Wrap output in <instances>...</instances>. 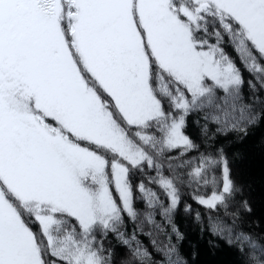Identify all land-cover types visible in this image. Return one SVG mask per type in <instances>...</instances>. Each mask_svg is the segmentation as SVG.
I'll return each instance as SVG.
<instances>
[{
  "label": "rangeland",
  "instance_id": "374dc122",
  "mask_svg": "<svg viewBox=\"0 0 264 264\" xmlns=\"http://www.w3.org/2000/svg\"><path fill=\"white\" fill-rule=\"evenodd\" d=\"M1 1L11 3L15 14L9 22L0 23V181L46 232L53 219L41 214L44 207L68 213L84 227L96 220L107 224L116 212L110 184L129 210L126 164L136 165L145 155L130 145L82 79L62 31L63 14L58 20L59 3L49 17H40L35 7L38 0H32L27 14L21 8L24 0ZM74 1L78 52L131 126L161 115L149 86V53L186 85L192 102L204 93L205 80L224 89L239 83L232 66H219L213 53L198 48L192 39L195 19L206 6L236 19L264 56V0H193L192 9L181 7L185 20L171 8L172 0ZM135 1L141 31L133 17ZM28 96L77 137L105 146L124 160L112 162L110 181L104 159L61 135H52L36 122L24 102ZM188 104L182 99V107ZM187 142L182 123H175L167 145L183 147ZM228 188L226 177L224 191ZM219 200L220 196H214L200 203L213 206ZM0 264H42L34 235L1 187ZM87 264L93 261L88 259Z\"/></svg>",
  "mask_w": 264,
  "mask_h": 264
},
{
  "label": "trees",
  "instance_id": "16d2710c",
  "mask_svg": "<svg viewBox=\"0 0 264 264\" xmlns=\"http://www.w3.org/2000/svg\"><path fill=\"white\" fill-rule=\"evenodd\" d=\"M182 6L192 9L196 3L172 0L171 8L185 20ZM71 13L76 11L66 12L62 31L82 79L145 159L125 163L130 209L111 183L116 212L107 224L96 220L90 227L44 207L41 214L53 219L44 231L0 181L5 197L34 235L42 264H87L88 259L93 264H264V56L241 24L208 5L198 13L192 34L196 46L213 53L219 66L235 69L238 84L224 89L205 80L204 93L192 102L186 85L149 53V86L161 115L131 126L83 62ZM133 17L141 31L136 1ZM182 99L187 107L181 106ZM26 102L42 128L104 159L109 181L112 162L124 163L105 146L77 137L40 110L33 98ZM177 122L188 142L169 147L167 138ZM226 177L229 188L224 191ZM214 196L220 200L213 206L200 203Z\"/></svg>",
  "mask_w": 264,
  "mask_h": 264
},
{
  "label": "flooded vegetation",
  "instance_id": "af4514ba",
  "mask_svg": "<svg viewBox=\"0 0 264 264\" xmlns=\"http://www.w3.org/2000/svg\"><path fill=\"white\" fill-rule=\"evenodd\" d=\"M38 1L39 2H38L37 5H35V7L37 8V12L40 15V17L41 16H45V15L47 17H49L50 12H53L54 7L56 6L57 3H59V7H60V11H61L60 14H59V17H58V20L59 21L61 19L62 14H63V18H64L66 12H69V11H73L74 10L72 8L73 7V4L75 2L74 0H38ZM24 2H25V5L21 6V8H22L23 13L24 14H27L28 11H29V9H30V7H31L32 0H25ZM14 14H15L14 13V9L12 8V5L10 3V18L7 21L0 20V23L9 22L13 18ZM74 15L75 14H72L71 13L70 19L73 18ZM63 18H62L61 22L64 20ZM25 101H27V97L24 100V102Z\"/></svg>",
  "mask_w": 264,
  "mask_h": 264
},
{
  "label": "water",
  "instance_id": "95a60500",
  "mask_svg": "<svg viewBox=\"0 0 264 264\" xmlns=\"http://www.w3.org/2000/svg\"><path fill=\"white\" fill-rule=\"evenodd\" d=\"M9 18H10V4L6 1H1L0 2V20H8Z\"/></svg>",
  "mask_w": 264,
  "mask_h": 264
}]
</instances>
